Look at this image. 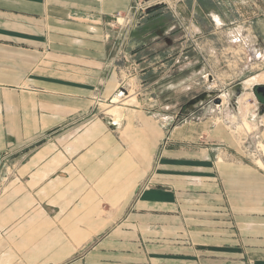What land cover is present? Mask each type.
I'll list each match as a JSON object with an SVG mask.
<instances>
[{"label": "crops", "instance_id": "crops-1", "mask_svg": "<svg viewBox=\"0 0 264 264\" xmlns=\"http://www.w3.org/2000/svg\"><path fill=\"white\" fill-rule=\"evenodd\" d=\"M132 4L0 0V264H264V171L228 126L94 106Z\"/></svg>", "mask_w": 264, "mask_h": 264}, {"label": "rangeland", "instance_id": "rangeland-1", "mask_svg": "<svg viewBox=\"0 0 264 264\" xmlns=\"http://www.w3.org/2000/svg\"><path fill=\"white\" fill-rule=\"evenodd\" d=\"M117 14L112 57L120 84L110 100L95 99L100 114L117 121L124 107H163L174 124L200 118L225 124L237 149L264 171L259 119L249 118L259 105L254 84L264 85L254 82L264 73V0H133L125 15ZM2 156L4 172L16 165L10 154Z\"/></svg>", "mask_w": 264, "mask_h": 264}, {"label": "water", "instance_id": "water-1", "mask_svg": "<svg viewBox=\"0 0 264 264\" xmlns=\"http://www.w3.org/2000/svg\"><path fill=\"white\" fill-rule=\"evenodd\" d=\"M255 89H256V92H257V93H261V94L264 96V85H256V86H255ZM239 94H240V89L237 90L235 98H236L237 96H239ZM215 101H216L217 103H219V99H216ZM233 101H234V100H233ZM232 105H233L234 107H237V105H236L235 102H232ZM236 111H238V109H236ZM263 114H264V105H262V104L257 105L256 108H254L253 110H251V111L249 112V118H250V121H252L253 123H255V122L258 120V118H259L258 116H259V115L262 116Z\"/></svg>", "mask_w": 264, "mask_h": 264}, {"label": "flooded vegetation", "instance_id": "flooded-vegetation-1", "mask_svg": "<svg viewBox=\"0 0 264 264\" xmlns=\"http://www.w3.org/2000/svg\"><path fill=\"white\" fill-rule=\"evenodd\" d=\"M257 103L264 105V96L261 93H257Z\"/></svg>", "mask_w": 264, "mask_h": 264}, {"label": "built area", "instance_id": "built-area-1", "mask_svg": "<svg viewBox=\"0 0 264 264\" xmlns=\"http://www.w3.org/2000/svg\"><path fill=\"white\" fill-rule=\"evenodd\" d=\"M135 3H136V5H138L136 1H135ZM117 13H118V12H117ZM119 15H120V13H118V14H117V16H119ZM116 20H117V19H116ZM111 25H113V26H114V25H115V23H114V22H112V23H111ZM168 139H169V137H168V136H165V138H164L163 142H164V143H167V142H168ZM2 157H3V156H2Z\"/></svg>", "mask_w": 264, "mask_h": 264}, {"label": "bare ground", "instance_id": "bare-ground-1", "mask_svg": "<svg viewBox=\"0 0 264 264\" xmlns=\"http://www.w3.org/2000/svg\"><path fill=\"white\" fill-rule=\"evenodd\" d=\"M249 81L251 82V81H253V79H250ZM232 117H234V116H232ZM245 121H246V120H245Z\"/></svg>", "mask_w": 264, "mask_h": 264}]
</instances>
